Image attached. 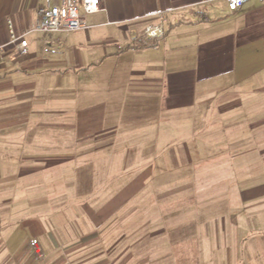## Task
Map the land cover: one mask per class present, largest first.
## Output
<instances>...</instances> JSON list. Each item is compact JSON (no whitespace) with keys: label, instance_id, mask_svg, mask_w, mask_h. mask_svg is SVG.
Instances as JSON below:
<instances>
[{"label":"crops","instance_id":"obj_1","mask_svg":"<svg viewBox=\"0 0 264 264\" xmlns=\"http://www.w3.org/2000/svg\"><path fill=\"white\" fill-rule=\"evenodd\" d=\"M59 2L0 0V264H132L129 249L118 251L116 224L139 191L86 211L85 220L73 225L49 187L44 185L47 204L35 203L43 171L37 165L55 160L18 140L30 133L33 140L37 131L32 119H20L33 113L34 77L79 79L110 65L115 79L127 74L146 87L133 99L166 134L161 145L186 149L173 153L183 164L181 179L221 175L239 181L241 246L233 251L237 237L227 238L224 264H264V0H247L234 12L227 0H102L103 11L86 17V30L33 32L37 11ZM161 19L163 36L147 38L145 30ZM21 40L28 43L24 55L16 53ZM8 120L15 122L9 129ZM173 129L178 135L168 140ZM200 135L205 158L197 150Z\"/></svg>","mask_w":264,"mask_h":264},{"label":"rangeland","instance_id":"obj_2","mask_svg":"<svg viewBox=\"0 0 264 264\" xmlns=\"http://www.w3.org/2000/svg\"><path fill=\"white\" fill-rule=\"evenodd\" d=\"M114 69L112 65L96 69L79 79L61 73L34 77L38 83L33 113L19 118L32 119L37 131L33 140L31 133L18 140L34 143L39 155L55 160L37 165L43 171L37 176L35 203L47 204L45 187H49L55 204L67 206V221L75 225L85 220L86 211L121 202L136 190L116 224L118 251L129 249L132 264H224L227 238L237 237L233 251L239 252L241 246L239 181L221 175L193 180L187 174L181 179L183 164L174 160L173 153L186 149L161 145V135L166 134L155 130L158 126L149 123L154 116L143 117L142 101L133 99V93L142 94L146 87L127 79V74L115 79ZM14 123L8 120L7 128ZM132 128L134 134L128 131ZM167 135L174 141L178 133ZM198 143V153L205 158L206 148Z\"/></svg>","mask_w":264,"mask_h":264},{"label":"built area","instance_id":"obj_3","mask_svg":"<svg viewBox=\"0 0 264 264\" xmlns=\"http://www.w3.org/2000/svg\"><path fill=\"white\" fill-rule=\"evenodd\" d=\"M247 0H227L229 10L234 12L241 8ZM103 11L102 0H60L57 4H49L36 13V21L32 31L46 33L79 32L89 28L86 17L93 16ZM163 20L154 26L148 27L144 35L149 39L163 36ZM12 41L16 43L18 38L12 34ZM27 41L21 40L17 45L16 53H27ZM4 57V46L0 44V60ZM35 247L37 241H31Z\"/></svg>","mask_w":264,"mask_h":264},{"label":"trees","instance_id":"obj_4","mask_svg":"<svg viewBox=\"0 0 264 264\" xmlns=\"http://www.w3.org/2000/svg\"><path fill=\"white\" fill-rule=\"evenodd\" d=\"M149 47V46H148ZM140 48H143V47H140Z\"/></svg>","mask_w":264,"mask_h":264}]
</instances>
